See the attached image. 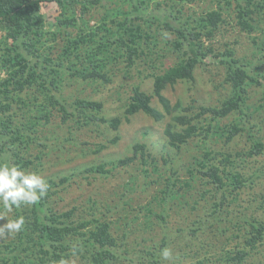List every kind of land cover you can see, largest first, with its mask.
<instances>
[{"label":"trees","instance_id":"1","mask_svg":"<svg viewBox=\"0 0 264 264\" xmlns=\"http://www.w3.org/2000/svg\"><path fill=\"white\" fill-rule=\"evenodd\" d=\"M104 1L0 0V162L27 171L41 167L42 153L45 154L51 138L41 135L39 127L45 125L41 124L42 120L49 121V113L55 109L60 111L64 123L73 122L77 130L97 123H106L118 130L121 118L103 116L102 102L80 96L67 99L60 93L66 79L71 83L82 80L87 85L109 82L118 64H126L127 73L143 65L144 69H150L147 77L154 79L152 93L134 86L125 119L142 112L155 121L164 120L166 114L153 105L156 97L166 113L172 115L164 134L176 152L197 137L198 132L207 140L213 134L218 135L214 122L238 110L240 101L244 102L238 92L245 94L248 85L264 86L259 81L264 80V56L254 54L257 62L251 65V60L238 57L230 46L216 53L213 46H205L204 40L217 36L227 23L230 11L240 31L252 34L262 27L264 34V0H215L214 8L193 14H186L182 5L191 6L199 0H176L180 4L176 12L169 6L162 8L161 2L149 11L153 0L109 1L116 3L113 7L104 5ZM120 2L128 4L129 9ZM46 3H56L60 9L54 22L55 31L49 30L52 24L48 25L42 13ZM98 5H103L105 11L92 25L86 15L91 7ZM165 30L175 37L167 39ZM58 36H64L62 44ZM171 50L178 62L158 72L161 56H167ZM210 58L226 66L225 82L234 93L218 106H202L198 113L191 106L180 112V104L172 106L164 91L178 82H193L196 68ZM36 93L42 94L39 102H29ZM33 103L46 114H28V107ZM260 108L264 109V103ZM244 127L234 123L228 127L219 125L218 130L222 135L227 134V142H231ZM69 135L73 137L72 133ZM249 137L254 147L235 154L212 149L204 141L203 152L193 157L192 164H182L176 169L171 167L174 165L169 156L160 159L161 167L146 144L136 143L133 154L117 164L125 167L138 161L144 166V175L158 173L153 181L157 189L143 205L129 196L128 192L137 187L136 178L131 177L125 184L124 194H119L116 201L101 204L90 199L82 210L74 206L55 213L54 205L51 209L49 205L57 197L58 207L62 199L58 188L66 190L72 176L45 178L50 185L48 194L38 204L31 205L26 219L22 217L25 223L19 234L34 250L25 249L15 241L2 242L0 264H55L71 251L81 256L80 264H124L126 261L166 264L160 256L163 248L172 250L174 264L186 258L194 260L191 264H243L249 258L258 259L264 249V219L258 215L264 213V192L246 205L242 194L260 180L262 168L249 166H257L251 159L264 152V142L254 131ZM64 140L69 139L66 136ZM118 140L115 137L111 143ZM61 141L62 137L56 139L58 145ZM100 148L95 153L104 147ZM83 173L108 177L112 171L99 164L86 168ZM13 210L15 218L24 214L21 206ZM189 212L195 220L185 227ZM177 218L176 228L169 229V221ZM160 225L164 227L161 232H147Z\"/></svg>","mask_w":264,"mask_h":264},{"label":"rangeland","instance_id":"2","mask_svg":"<svg viewBox=\"0 0 264 264\" xmlns=\"http://www.w3.org/2000/svg\"><path fill=\"white\" fill-rule=\"evenodd\" d=\"M109 1L116 2L117 0H105L103 4L110 7L116 5V3H110ZM214 1L199 0L192 3L191 6L182 5V7L186 14L204 13L214 8ZM158 2H161V7L164 9H167V6L171 7L175 12L180 9V4L176 0H153L148 10H154ZM120 4L122 5L121 2ZM122 6L127 10L129 9L128 4ZM91 9L86 17L91 20V24L93 25L97 23V19L104 13L105 7L98 5L94 8L91 7ZM42 13L48 25L52 24L49 30L55 31L56 24L54 22H56L55 20L60 13L59 7L56 3H46L42 6ZM226 20L227 23L214 39H204L205 46H213L216 49V53L224 52L226 46H230L237 52L238 57L247 58L251 60L250 64L254 65L257 62V56L254 54L264 56V34L262 27H260L259 31L257 30L252 34L240 31L233 23L235 16L232 11H230V15L226 17ZM262 26H264V22ZM165 31L167 39L175 37L174 34L167 30ZM57 40L62 44L65 38L64 36H58ZM57 52H60V50ZM161 59L158 72H164V70L178 62L177 55L172 50L167 56H161ZM262 61H264V58ZM139 70L144 71L140 73ZM262 70L264 71V67ZM226 71V66L219 60H214L213 58L207 59L203 65H199L196 68L194 72L195 80L193 82H178L174 86H168L164 94L171 101L172 106H175L177 103L180 104V112H185L184 109L186 108L187 110L191 106L194 113L200 112L202 106H218L221 101L234 93L231 85L225 82ZM149 72L150 69H144L143 65H139L133 68L130 73H127L126 64H118L114 73H111L112 79L109 82L103 83L102 81H98L97 85H87L82 80L71 83L70 79H66L61 84L60 93L67 99L80 96L81 98L102 102L104 104L102 115L108 119L120 117L122 124L118 130L113 129L106 123L92 124L77 130L73 122L64 123L60 111L56 109L51 114L49 113V121L46 119L41 121V124L44 123L45 125L39 127V133L49 136L51 142L55 143L54 145L51 142L47 144L49 147L45 150V154L42 153L41 167L31 169L30 171L38 172L44 179L47 178V180L54 177L72 176L66 184L69 186L66 190L62 187L58 188L60 197L62 198L58 196L61 199L58 207V199L55 197L49 205V209L54 205L53 211L57 213L56 210H58L62 213L74 206L82 210L88 206L90 199L97 202L101 201V204L106 201H116L119 194H124L126 190L125 184L131 177L136 178L135 183L137 187L135 190L128 192L129 196H132L137 204L143 205L147 203L157 189V185L153 181H155L158 173L148 172L147 175H144L142 172L144 166L138 163V161L125 167L117 164L120 159L133 154V146L136 143L146 144L147 150L157 157L161 167H163V162L160 159L163 156H169L173 160L172 164L174 165L170 166L176 169L182 164H186V166L191 165L193 157L203 152L202 143L204 141L212 149L232 154L247 152L254 147L252 139L249 137L251 131H254L264 142V109L260 108V105L264 103V86L248 85L245 86V94L243 92L240 93V91L238 92L244 98V102L240 101L239 103L240 108L225 118H220L214 122L217 134L222 138L213 134L212 139L207 140L204 138V135L198 132L197 137H194L180 152H176V150L168 145L164 134L167 124L172 122V115L166 113L156 97L153 98V105L160 112L166 114L164 120L155 121L142 112L130 116L129 120L125 119L127 103L134 86L139 85L144 91L152 93L154 79L150 76L147 77ZM259 81L261 84H264L263 79ZM40 96H42L41 93H36L28 101L39 102ZM28 108L30 110L28 114L34 116L46 114L43 108L34 103ZM209 119H206V122ZM234 123H237L241 128L245 126L244 130L238 133L231 142H227V134L222 135L218 130V126L224 127L226 125L228 127ZM70 133H72L73 137L69 135ZM66 136L69 139L67 141L64 140ZM58 137H62L61 145H58L56 142ZM115 137H119V140L116 143H111ZM100 146L104 147L103 150L100 153H95L97 150L102 149ZM34 153H37V150H34ZM251 163L257 166H249L250 168L260 167L262 171L259 173L260 180L257 184L252 189H246L242 194L245 205L251 199L258 197L261 192H264V152L260 156L251 159ZM99 164H104L107 169L112 171V174L108 177L95 173L82 174V171H85L86 168ZM116 192L118 193L111 195ZM54 202L56 203L54 204ZM30 207L31 205L21 206V210L24 209V214L21 217L26 219L29 216L26 213ZM258 215L260 219H264L263 212H259ZM187 216L190 217L188 221H185V227H188L191 220H195V216H191L190 212ZM7 217L9 220L15 219L14 210L11 213H7ZM178 221L179 218L175 220L171 219L169 221V229L176 228ZM3 223H6V220H0V224ZM163 228L160 225L148 229L147 232L159 233ZM19 234L20 232L5 237L0 240V243L15 241L25 249L34 250L32 245L25 242V239L24 241L20 239ZM82 261L79 254L71 251L70 255H67L63 261L55 264H80ZM171 261L174 262V259L172 258L170 261H167L166 264H174ZM193 261L186 258L179 264H191ZM124 264H129V262L126 261ZM243 264H264V249H261L258 259L255 257L249 258Z\"/></svg>","mask_w":264,"mask_h":264},{"label":"clouds","instance_id":"3","mask_svg":"<svg viewBox=\"0 0 264 264\" xmlns=\"http://www.w3.org/2000/svg\"><path fill=\"white\" fill-rule=\"evenodd\" d=\"M50 185L35 171L24 170L14 164L0 162V240L20 232L24 227V219L17 217L9 220L7 213L22 205H36L47 196ZM162 261L173 258L172 250L163 248L160 252Z\"/></svg>","mask_w":264,"mask_h":264}]
</instances>
